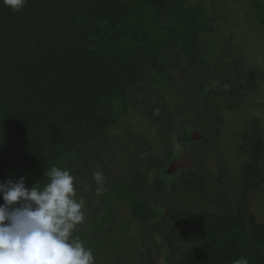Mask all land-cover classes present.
<instances>
[{
  "label": "trees",
  "instance_id": "16d2710c",
  "mask_svg": "<svg viewBox=\"0 0 264 264\" xmlns=\"http://www.w3.org/2000/svg\"><path fill=\"white\" fill-rule=\"evenodd\" d=\"M241 1L244 0H211L217 5L219 25H228L229 13L242 12L247 3L260 10L264 24L263 0ZM147 8L154 10L152 15ZM208 22V14L200 5H189L185 0H136L133 4L123 0H27L18 11L0 0V182L24 176L25 186L30 187L37 181L46 183L44 170L53 165L70 171L77 165L79 173L86 174L87 165L94 162L95 168L105 166L101 153L111 146L107 128L127 110L129 85L143 78L158 81L145 69L148 59L156 61L160 76L167 74L169 59L164 58V52L174 39L186 59L176 65L178 73L191 79L196 96L204 100L202 108L212 100L222 99L226 92L221 83L227 81H223L227 76L216 71V61L220 55L225 59L233 51L236 54L238 47L233 44L235 33L228 28L222 31L227 34L222 33L217 39L206 36L201 44L197 37L208 29ZM239 25L241 28L242 23ZM193 42L199 47L196 58ZM240 66L232 60L229 68L236 70ZM229 75L228 79L241 82L233 73ZM257 75L253 68L250 80L255 81ZM207 93L210 97L204 99ZM227 103L230 105L229 99ZM252 120L256 122L257 117ZM221 130L211 128L206 134L210 136L208 141L217 146ZM241 135L245 136L244 132ZM180 139L181 158L193 140L192 134ZM250 145L252 159L242 165L241 174L247 189L264 181L263 175L257 181L261 171L257 164L264 155V140L259 132L252 136ZM167 168L160 170L159 175L171 186L181 177L175 178ZM148 171V164L137 167L130 184L119 178L109 180L117 201L129 202L124 233L132 224L148 225L150 230L156 224L154 203L142 193ZM76 191L86 203L96 201L88 191ZM242 202L245 207L249 203ZM260 209V213L264 211ZM240 211L241 231H236L238 226H230L225 233H217L215 229L221 225L211 222L204 233L219 240L208 241L202 247L191 246L175 257L174 264H232L241 256L247 257L249 264H264V218H256L246 209L249 215L245 223ZM209 217L213 221L219 219L217 214ZM225 217L230 219V214ZM102 218L94 220L92 231L96 234L107 229V216ZM84 229H76L74 236L83 240ZM103 239L105 242L100 238L101 242L90 244L99 259L110 260L122 250L136 249L135 243L120 233L109 232ZM97 246H102L101 250ZM180 248L183 250L184 246ZM168 249H162L161 256L168 252L174 256Z\"/></svg>",
  "mask_w": 264,
  "mask_h": 264
},
{
  "label": "rangeland",
  "instance_id": "374dc122",
  "mask_svg": "<svg viewBox=\"0 0 264 264\" xmlns=\"http://www.w3.org/2000/svg\"><path fill=\"white\" fill-rule=\"evenodd\" d=\"M123 1L129 4L136 2ZM185 1L189 5H200L208 14V29L197 37L201 44L206 36L217 39L222 33L227 34L222 32L224 28L235 33L233 44L238 47L236 54L233 51L225 59L220 55L216 61V71L227 76L223 80L227 81L221 83L226 94L222 99L219 97L207 101L209 105L202 108L204 100L196 96L197 89L191 79L185 77L183 72L178 73L176 65L186 59L177 39L171 41L164 52V58L169 59L167 74L160 76L156 61L148 59L145 69L158 81L143 78L129 85L127 110L114 125L107 128L111 146L101 153L105 166L95 168V162L87 165V174L79 173L77 165L74 171L71 170L75 177V188L79 192L88 191L96 198L92 204L86 203V219L76 228L85 227V245L93 251L90 244L101 242L100 238L105 242L103 238L109 232L120 233L136 245V249L130 252L114 250V253H118L114 257L112 255L110 260L96 258L93 253L96 264H174L175 257L182 255L191 246L202 247L208 241L214 243L219 240L217 236L215 240L214 235H208L209 238L204 233L211 222L221 225L215 231L223 234L230 226H238L236 231H241L240 209L245 223L248 222L249 214H254L256 218L262 215L264 218V211L260 213L258 210H264V181L247 189L241 176L242 165L252 159V136L259 132L264 140V24L261 23L260 10L252 3H247L242 12L232 11L227 14L230 23L222 27L217 22L220 17L215 16L217 5L211 4V0ZM153 12L152 8H147L148 14L152 15ZM239 23H242L241 28ZM198 48V43L193 42V58L197 57ZM232 60L241 66L230 70ZM253 68L258 73L255 81H251L249 76ZM229 73H233L241 82L228 79ZM208 97L209 93L205 94L204 99ZM254 116L257 117L256 122L252 120ZM219 118L221 123H218ZM211 128H223L217 146L208 141L210 136L206 134ZM242 132L245 136L241 135ZM188 133L192 134L193 140L182 153L183 162L176 165L174 161L180 159L183 143L180 138ZM147 164L149 171L142 193L148 195L154 203L156 224L152 230L148 225L141 227L138 223L132 224L129 231L124 233L123 221L129 202L127 199L118 202L110 185L117 178L128 184L133 183L137 167ZM168 164L175 178L181 177L172 187L165 177L159 175L160 170H165ZM257 165L261 169L258 173L259 181L264 176V155ZM95 171H101L105 178L103 191L99 194L95 192L97 185L92 179ZM77 197L84 199L79 193ZM242 201L249 203L245 207ZM246 209L250 210L249 214L245 213ZM209 214H217L219 219L213 221ZM228 214L230 219L225 217ZM102 216H107L104 223L107 229L96 234L92 231L93 223L96 220L102 221ZM240 238L243 245L244 239L242 236ZM181 246H184L183 250ZM101 247L97 249L101 250ZM166 247L174 252V256L170 252L161 256L162 249L166 251ZM160 258L161 261H157Z\"/></svg>",
  "mask_w": 264,
  "mask_h": 264
},
{
  "label": "clouds",
  "instance_id": "9594fccd",
  "mask_svg": "<svg viewBox=\"0 0 264 264\" xmlns=\"http://www.w3.org/2000/svg\"><path fill=\"white\" fill-rule=\"evenodd\" d=\"M2 2L18 11L27 0ZM44 177L46 183L30 187L24 176L0 182V264H95L92 249L74 236L86 219V202L77 197L75 177L55 165L44 170ZM92 179L99 194L104 175L95 171ZM232 264H249V259L241 256Z\"/></svg>",
  "mask_w": 264,
  "mask_h": 264
},
{
  "label": "flooded vegetation",
  "instance_id": "af4514ba",
  "mask_svg": "<svg viewBox=\"0 0 264 264\" xmlns=\"http://www.w3.org/2000/svg\"><path fill=\"white\" fill-rule=\"evenodd\" d=\"M182 162H183V158H182V156H181L180 159H177V160L174 161V163H180V164H181Z\"/></svg>",
  "mask_w": 264,
  "mask_h": 264
},
{
  "label": "water",
  "instance_id": "95a60500",
  "mask_svg": "<svg viewBox=\"0 0 264 264\" xmlns=\"http://www.w3.org/2000/svg\"><path fill=\"white\" fill-rule=\"evenodd\" d=\"M193 135H194V134H193ZM178 164H179V163H177L176 165H178ZM171 166H173V165L171 164ZM167 169H168V173H171V171H170V169H171L170 166H168Z\"/></svg>",
  "mask_w": 264,
  "mask_h": 264
}]
</instances>
